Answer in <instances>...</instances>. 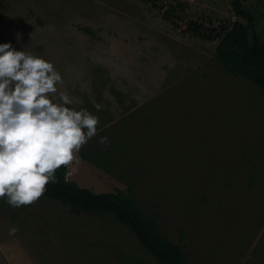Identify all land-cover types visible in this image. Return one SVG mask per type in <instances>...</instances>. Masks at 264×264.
<instances>
[{
	"label": "rangeland",
	"instance_id": "obj_1",
	"mask_svg": "<svg viewBox=\"0 0 264 264\" xmlns=\"http://www.w3.org/2000/svg\"><path fill=\"white\" fill-rule=\"evenodd\" d=\"M180 1L215 26L236 20L232 0ZM245 3L263 34L264 0ZM3 43L52 62L73 107L99 117L71 180L128 192L188 264H264V91L228 73L216 43L182 35L140 0H0ZM154 262L111 214L0 200V264Z\"/></svg>",
	"mask_w": 264,
	"mask_h": 264
},
{
	"label": "clouds",
	"instance_id": "obj_2",
	"mask_svg": "<svg viewBox=\"0 0 264 264\" xmlns=\"http://www.w3.org/2000/svg\"><path fill=\"white\" fill-rule=\"evenodd\" d=\"M63 85L49 60L0 44V200L12 208L38 203L57 170L71 166L98 134L99 117L73 107L76 98ZM98 143L110 141L101 136ZM18 231L10 227L9 235Z\"/></svg>",
	"mask_w": 264,
	"mask_h": 264
},
{
	"label": "trees",
	"instance_id": "obj_3",
	"mask_svg": "<svg viewBox=\"0 0 264 264\" xmlns=\"http://www.w3.org/2000/svg\"><path fill=\"white\" fill-rule=\"evenodd\" d=\"M152 10L163 13V21L187 37L216 43V56L228 73L248 79L264 91V33L257 30V13L246 0H232L230 11L236 20L215 26L206 15L187 12L183 1L140 0ZM71 166L56 172V183L47 186L43 197L70 207L76 213L111 214L131 230L141 247L154 257V264H188L184 247L161 231L158 219L147 216L128 192L97 193L81 187L69 177ZM146 264V263H143Z\"/></svg>",
	"mask_w": 264,
	"mask_h": 264
}]
</instances>
